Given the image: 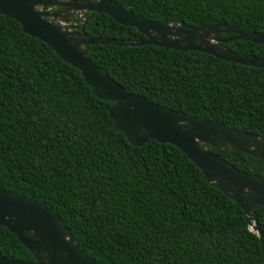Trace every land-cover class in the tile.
<instances>
[{
  "label": "trees",
  "instance_id": "trees-1",
  "mask_svg": "<svg viewBox=\"0 0 264 264\" xmlns=\"http://www.w3.org/2000/svg\"><path fill=\"white\" fill-rule=\"evenodd\" d=\"M111 1L149 21L264 32V0ZM82 30L90 38L144 40L134 28L95 12L86 16ZM223 46L264 57V45L232 40ZM84 51L130 94L264 138L263 69L151 45L103 44ZM110 106L48 46L0 15V189L51 210L77 249L100 264H264L259 240L236 204L174 146L154 140L128 144L111 128ZM208 150L264 180V160ZM253 218L264 244V207ZM0 252L34 263L2 227Z\"/></svg>",
  "mask_w": 264,
  "mask_h": 264
},
{
  "label": "water",
  "instance_id": "water-1",
  "mask_svg": "<svg viewBox=\"0 0 264 264\" xmlns=\"http://www.w3.org/2000/svg\"><path fill=\"white\" fill-rule=\"evenodd\" d=\"M92 12L134 28L144 40L88 37L83 33L82 23ZM0 15L14 20L23 33L48 46L61 61L77 70L97 99L111 103L107 111L111 128L122 133L128 144L138 147L154 140L177 148L211 187L242 211L248 230L259 240L264 261L263 239L253 218L254 212L264 207V180L234 169L208 150L210 147L264 160V138L192 118L130 94L103 75L84 51L85 46L103 44L151 45L200 52L223 62L264 70V57L233 52L223 46L232 40L264 45V32L255 33L229 24L189 27L175 21H149L111 0H0ZM222 33L232 37L226 40L215 37ZM0 227L13 234L34 260V263L10 260L0 252V264H100L77 249L55 213L30 198L3 189H0Z\"/></svg>",
  "mask_w": 264,
  "mask_h": 264
},
{
  "label": "rangeland",
  "instance_id": "rangeland-1",
  "mask_svg": "<svg viewBox=\"0 0 264 264\" xmlns=\"http://www.w3.org/2000/svg\"><path fill=\"white\" fill-rule=\"evenodd\" d=\"M50 10H53V9L50 8Z\"/></svg>",
  "mask_w": 264,
  "mask_h": 264
}]
</instances>
